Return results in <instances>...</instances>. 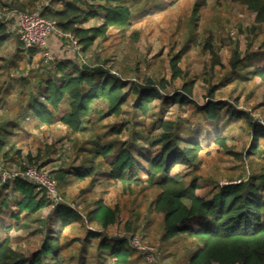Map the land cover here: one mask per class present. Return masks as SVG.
<instances>
[{"label": "trees", "instance_id": "trees-1", "mask_svg": "<svg viewBox=\"0 0 264 264\" xmlns=\"http://www.w3.org/2000/svg\"><path fill=\"white\" fill-rule=\"evenodd\" d=\"M39 1L0 0V49L9 34L6 14L11 10H38L44 17L53 19L63 31L72 33L85 52L110 25L129 23L130 6L135 5V0L131 3L129 0H52L38 6ZM205 1L202 0L201 4ZM232 1L254 12L256 26L264 25V0ZM100 13H104L101 23L86 25ZM192 20L191 36L196 27L191 17ZM16 41L18 50L25 52L27 61H31L37 48L26 47L18 32ZM205 47L213 53L212 67L221 63L209 40H206ZM180 59V52L170 57V78L155 75L154 78H146L147 83L135 79L127 88L126 76L110 72L109 68L85 63L78 65L68 58L60 60L53 72L46 69L40 74L38 89L46 102L38 96L28 95L23 89L19 90L17 99L9 98L11 89L3 86L0 87V115L5 118V126L19 125V118L30 113L36 119V126L59 120L73 134L71 139L78 135L82 137L77 153L82 152L83 157L78 164L59 166L50 171L57 179L58 191L66 200L71 177L81 181L88 179L87 185L90 186L99 175L124 183H138L143 180L141 172L144 170L147 179L156 185L151 205L160 213L161 237L166 241L189 237L192 242L191 248L183 255L185 264H264V170L252 172L245 179L227 182L211 191L200 192L199 180L172 173L179 163L194 168L203 149L201 140L181 134L180 120L158 116L156 120L161 131L154 135L141 134L149 146L148 152L137 142L138 126L135 127L134 119L128 129L129 138H121L127 119L120 117L128 100L132 97L131 106L135 112L147 113L152 108L153 98L160 97L162 102L171 101L179 108L193 105L198 113H205L210 120L219 117L222 110L229 120L243 118L239 126L246 128L250 138L243 156L248 158L258 152L260 137L264 136V124L250 111L215 98L218 84H210L203 103L193 98L194 80H183L180 88L166 92L169 84L184 73ZM242 59L239 49L233 47L229 59L231 68H240ZM134 70L138 72L139 66L136 65ZM253 73L264 80V64H258ZM26 80L25 76L19 78L20 83ZM95 100L106 103L105 108L94 103ZM60 107L61 112L55 114ZM11 112L14 116L9 119ZM112 115L117 117L116 120L102 123L104 118ZM10 136L8 128L0 127V154L7 162L26 169L28 164L40 165L39 159L44 163L50 161L45 158L46 150L42 151L41 147L36 154L28 150L22 155L21 149L9 144ZM215 140L222 146L227 145L225 136H218ZM50 144L54 149V144ZM23 156L27 164L23 162ZM42 189L39 184L21 176L1 180L0 211L14 205L17 211H11L12 219H19L22 211L28 214L36 212L48 204L45 189L39 195ZM12 193H16L15 198H12ZM48 219L45 237L33 253L31 264H156L142 259L141 253L130 245L126 237L116 239L108 233L110 225L119 219V206L107 203L102 194L93 198L83 211H78L67 201L57 202L49 211ZM0 223L1 229L10 227L9 224L4 225L3 220ZM66 227L75 229L69 240H64L62 235ZM21 257L23 255L11 247L10 238L0 236V264H14Z\"/></svg>", "mask_w": 264, "mask_h": 264}, {"label": "rangeland", "instance_id": "rangeland-1", "mask_svg": "<svg viewBox=\"0 0 264 264\" xmlns=\"http://www.w3.org/2000/svg\"><path fill=\"white\" fill-rule=\"evenodd\" d=\"M51 1L40 0L38 6ZM201 1L135 0V5L130 6V22L123 26L110 25L105 34L98 36L85 52L75 36L73 39L62 37L59 40L60 44L50 46L51 57H45L41 50L36 49L31 61H27L25 52L18 50L15 21L13 17L8 16L9 11L6 14V19L9 20V34L0 49V87L7 86L11 89L12 95L9 98L17 99L19 90L23 89L28 95L38 96L46 102L41 90L38 89L40 74L46 69L53 72L60 60L68 58L78 65L83 63L89 66L99 65L109 68L110 72H116L119 76H126L127 88L135 79L147 83L146 78H154L155 75L170 78L169 59L173 54L180 52L179 63L184 73L169 84L166 92L180 88L183 80H194L193 98L196 102L203 103L207 88L211 83H216L219 87L215 92V98L226 100L236 108L250 111L264 124V80L253 73L258 64H264V25L256 26L254 12L239 2L206 0L201 4ZM128 2L131 3L132 0ZM103 14L100 13L90 19L86 25L101 23L104 20ZM191 17L196 22L192 36ZM206 40H209L212 50L220 58L221 63L213 67L211 65L213 53L205 47ZM233 47L239 49L243 58L241 67L235 70L231 68L229 62ZM136 65L140 68L138 72L134 70ZM21 76L27 78L24 83L19 81ZM164 91L163 89L162 92ZM131 101L132 97L124 106L120 117L123 120L127 119L124 121L122 139L129 138L128 129L134 119L135 127L138 126L137 142L148 152L149 146L141 134L154 135L160 132L161 128L158 127L156 118L163 115L168 120H180L179 127L183 136L201 140L203 149L198 164L194 168H189L179 163L172 169L175 175L199 180L200 192L211 191L227 182L245 179L252 172L264 170V136L260 137L258 152L248 158L243 156L250 139L246 128L239 126V123L244 121L243 118L229 120L222 110L219 117L210 120L205 113H198L193 105L179 108L171 101L162 102L160 97L153 98L152 108L147 113L135 112ZM94 103H99L101 108L106 106V103L100 100H95ZM61 110L62 107L55 114H59ZM13 116L14 113L11 112L8 118L11 119ZM116 118L115 115L106 117L102 123L109 124ZM18 122L19 125L5 126V118L0 115V127L10 130L9 144L21 149L22 155L28 150L36 154L41 147L42 151L46 150L45 158L50 159L47 163L39 159L40 165L28 166H36L40 171L53 177L54 175L50 174L51 170L59 166L76 165L83 157L82 152L77 153V146L81 145L82 137L78 135L76 139H71L73 134L69 133L61 121L36 126V119L30 113L19 118ZM218 136H225L226 146L215 140ZM50 143L54 144V149L49 146ZM76 143L77 145H74ZM132 152L137 154L136 150ZM23 159L27 164L24 156ZM139 160L143 162V159ZM0 164L10 170L21 169L20 165L7 162L1 154ZM141 174L143 180L138 183H124L99 175L92 186L87 185L88 179L81 181L71 177L67 185V200L56 187L58 194L56 200L50 199L46 194L48 204L32 214L22 211L19 219L11 218V211H17L14 205L3 208L0 211V220L10 227L2 229L0 227V236L2 238L8 236L11 247L23 255L14 264H31L33 253L40 247L45 237L49 211L57 202L67 201L78 211H83L93 198L101 194L107 203L119 206V219L110 225L108 233L125 235L130 245L134 235L140 236L146 248L153 252V257L150 255L146 258V255L141 253L142 250L136 248L141 253V258L148 263L185 264L183 255L191 248L192 242L189 237L174 241L171 239L166 241L161 237L160 213L151 205L156 185L147 179L144 170ZM42 193L44 189L39 195ZM15 195L16 193H12V198H15ZM73 232H75L73 227L64 228L63 239L69 240ZM74 246L75 243L72 244V247Z\"/></svg>", "mask_w": 264, "mask_h": 264}, {"label": "built area", "instance_id": "built-area-1", "mask_svg": "<svg viewBox=\"0 0 264 264\" xmlns=\"http://www.w3.org/2000/svg\"><path fill=\"white\" fill-rule=\"evenodd\" d=\"M8 16L14 18L15 28L24 45L26 47H36L47 58L51 57V50L48 45V37L50 35H54L58 40L62 37L74 38L72 33L63 31L53 19L44 17L38 10H12L8 13ZM19 176L39 184L45 189L50 199L56 200L58 198L56 180L49 174L40 171L36 166H28L23 170H10L0 164V180H13ZM131 244L135 248L141 249V253L145 254L146 258H149L150 255L153 257L152 250L146 248L140 236L134 235L131 239Z\"/></svg>", "mask_w": 264, "mask_h": 264}, {"label": "crops", "instance_id": "crops-1", "mask_svg": "<svg viewBox=\"0 0 264 264\" xmlns=\"http://www.w3.org/2000/svg\"><path fill=\"white\" fill-rule=\"evenodd\" d=\"M58 43L60 44L59 40L54 35H50L48 37L49 46H57Z\"/></svg>", "mask_w": 264, "mask_h": 264}, {"label": "water", "instance_id": "water-1", "mask_svg": "<svg viewBox=\"0 0 264 264\" xmlns=\"http://www.w3.org/2000/svg\"><path fill=\"white\" fill-rule=\"evenodd\" d=\"M112 237L116 239H122L125 237V235H112Z\"/></svg>", "mask_w": 264, "mask_h": 264}]
</instances>
